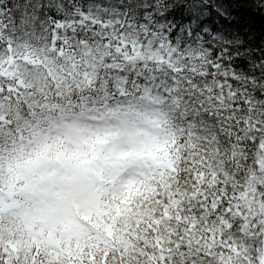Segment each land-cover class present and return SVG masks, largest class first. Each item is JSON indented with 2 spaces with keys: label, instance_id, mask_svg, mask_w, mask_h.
<instances>
[{
  "label": "snow or ice",
  "instance_id": "obj_1",
  "mask_svg": "<svg viewBox=\"0 0 264 264\" xmlns=\"http://www.w3.org/2000/svg\"><path fill=\"white\" fill-rule=\"evenodd\" d=\"M264 0H0V264H264Z\"/></svg>",
  "mask_w": 264,
  "mask_h": 264
},
{
  "label": "trees",
  "instance_id": "obj_2",
  "mask_svg": "<svg viewBox=\"0 0 264 264\" xmlns=\"http://www.w3.org/2000/svg\"><path fill=\"white\" fill-rule=\"evenodd\" d=\"M254 15L257 18V28H259V24H260V17L264 16V13L260 12L259 10H253Z\"/></svg>",
  "mask_w": 264,
  "mask_h": 264
}]
</instances>
